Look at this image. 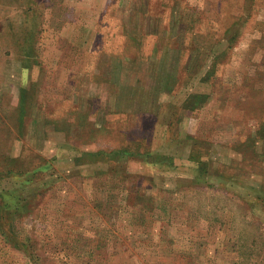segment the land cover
<instances>
[{
	"label": "rangeland",
	"instance_id": "1",
	"mask_svg": "<svg viewBox=\"0 0 264 264\" xmlns=\"http://www.w3.org/2000/svg\"><path fill=\"white\" fill-rule=\"evenodd\" d=\"M0 264H264V0H0Z\"/></svg>",
	"mask_w": 264,
	"mask_h": 264
},
{
	"label": "trees",
	"instance_id": "2",
	"mask_svg": "<svg viewBox=\"0 0 264 264\" xmlns=\"http://www.w3.org/2000/svg\"><path fill=\"white\" fill-rule=\"evenodd\" d=\"M233 23H235V21H234V20H231V21L228 23V26L226 27V29H225L224 32L227 33L228 28L231 27V24H233Z\"/></svg>",
	"mask_w": 264,
	"mask_h": 264
}]
</instances>
